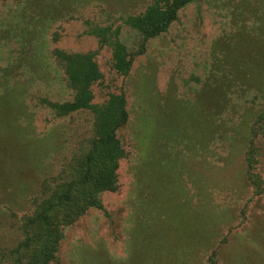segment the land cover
I'll return each instance as SVG.
<instances>
[{
    "label": "rangeland",
    "instance_id": "374dc122",
    "mask_svg": "<svg viewBox=\"0 0 264 264\" xmlns=\"http://www.w3.org/2000/svg\"><path fill=\"white\" fill-rule=\"evenodd\" d=\"M155 2L0 0V264L92 135L90 110L54 107L76 94L60 53L95 64L91 103L124 96L127 121L118 189L48 264H264V0H193L144 42L128 20Z\"/></svg>",
    "mask_w": 264,
    "mask_h": 264
},
{
    "label": "trees",
    "instance_id": "16d2710c",
    "mask_svg": "<svg viewBox=\"0 0 264 264\" xmlns=\"http://www.w3.org/2000/svg\"><path fill=\"white\" fill-rule=\"evenodd\" d=\"M191 1L156 0L146 11V18L128 21L140 31L145 42L163 32L175 20L176 12ZM99 37L104 43L107 41ZM111 45L117 63L122 65L119 68L127 71L130 59L125 60L124 47L117 42ZM58 58L76 94L73 102L54 107L63 116L76 110H90L94 115L92 135L81 141L79 155L65 166L61 178L42 185V198L34 201V211L22 225L24 241L14 251L18 257L13 264H48L55 258L63 229L78 221L89 208H101V193L118 189L116 171L124 153L115 132L127 121L124 96L110 95L106 103L92 104L88 86L100 77L95 64L82 55L60 53ZM252 168L250 161L247 171ZM248 175L251 184H259L257 175Z\"/></svg>",
    "mask_w": 264,
    "mask_h": 264
}]
</instances>
